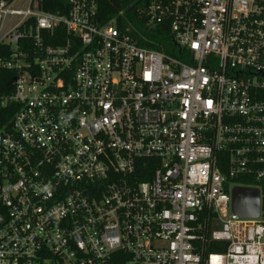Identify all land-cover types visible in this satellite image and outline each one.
<instances>
[{
  "label": "built area",
  "instance_id": "obj_1",
  "mask_svg": "<svg viewBox=\"0 0 264 264\" xmlns=\"http://www.w3.org/2000/svg\"><path fill=\"white\" fill-rule=\"evenodd\" d=\"M142 1L169 53L93 0L0 2V264H264L231 212L264 179V0Z\"/></svg>",
  "mask_w": 264,
  "mask_h": 264
},
{
  "label": "trees",
  "instance_id": "obj_2",
  "mask_svg": "<svg viewBox=\"0 0 264 264\" xmlns=\"http://www.w3.org/2000/svg\"><path fill=\"white\" fill-rule=\"evenodd\" d=\"M10 3L13 0H0V2ZM70 0H43L42 9L51 14L66 15L69 10ZM97 5V20L100 25H106L113 20L118 21L120 28H132V35L138 38L140 46L153 49L165 50L169 53L168 43H170L169 33L166 29H156L154 31L145 28L147 19L139 14L143 5L142 0H93ZM122 14V15H121ZM163 48V49H162ZM15 74L8 71H0V95L11 94L13 91L12 82ZM18 111L16 104L6 107L0 105V128L9 125L12 117ZM236 184L241 187H258L262 193V213L264 215V179L260 182L251 180H238ZM224 250V245L220 247ZM215 250L209 248L208 253Z\"/></svg>",
  "mask_w": 264,
  "mask_h": 264
},
{
  "label": "water",
  "instance_id": "obj_3",
  "mask_svg": "<svg viewBox=\"0 0 264 264\" xmlns=\"http://www.w3.org/2000/svg\"><path fill=\"white\" fill-rule=\"evenodd\" d=\"M262 211L259 188L236 186L231 191V212L242 219H258Z\"/></svg>",
  "mask_w": 264,
  "mask_h": 264
}]
</instances>
